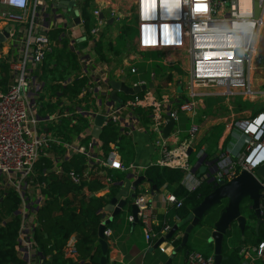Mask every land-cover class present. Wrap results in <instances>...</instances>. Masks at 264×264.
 <instances>
[{
  "label": "built area",
  "instance_id": "obj_1",
  "mask_svg": "<svg viewBox=\"0 0 264 264\" xmlns=\"http://www.w3.org/2000/svg\"><path fill=\"white\" fill-rule=\"evenodd\" d=\"M257 1L261 8L259 17L255 16L254 0L249 9L242 7L240 0H129L123 4L124 8L114 5L112 0L108 3L100 0L106 5L99 4L91 11V26L87 27L80 14L77 26L73 23L74 17L63 14L56 17V13L49 12L45 0H0V25L4 26L0 28L4 36L0 42V63L7 64L9 75L6 89L0 87V176L16 190L20 199L19 254L27 264H33L36 245L31 228L37 225L36 213L44 200L40 192L44 184H38L35 189L30 180L35 175L36 163L42 159L52 161V167L46 172L56 173L61 172V161L74 154L85 157V174L92 172L93 167H97L101 175L107 170L121 174L133 172L138 176L150 166L179 169L185 172L183 182L190 190L201 182L213 186L221 181L229 182L242 171L255 175L264 164V111L227 123L226 138L236 131L238 139L217 154L205 156L199 166L204 165L206 172L199 176L195 185L189 182L197 173L193 171L190 157L200 142L198 117L202 99L222 97L226 101H258L264 94L253 85L255 72L260 69L256 58L264 25V0ZM226 2L229 3L227 13L224 10ZM121 8L133 18L132 26L127 27L134 37L131 41L130 35L125 37L131 49L115 63L100 62L93 47L112 34L122 36L123 26H116L124 19L117 12ZM4 28H7L6 36ZM63 41H67L65 50L75 56L77 69L63 80L51 81L52 76H45V66L53 51L64 48ZM146 52L158 54L165 80L181 82L177 93L163 91L156 72H151L149 81L133 80L138 71L139 55ZM76 79L83 84L73 99L59 95L51 85L71 86ZM111 81L122 82L130 89L146 86V90L134 96L117 92L120 103L113 102ZM149 83L153 84L151 89ZM180 113L190 121L187 136L179 140L174 127L164 139L162 130L166 118L173 119L176 124ZM96 116L105 118L101 132L112 124L119 128L120 137L130 138L138 126L154 134L155 160L144 166L125 164L121 148L114 144L103 156L99 152V139L91 135ZM80 118L86 120L80 138L63 143L56 135V126L62 121L78 124ZM84 138L88 139L86 143L81 141ZM169 139L175 141L176 148L171 147ZM59 145L65 149L62 154L54 152ZM203 151L201 146L195 152L197 163ZM68 178L75 185L81 180L73 171ZM260 183L263 187L260 210L264 221V181ZM149 196V193H141L134 199L147 242H151L153 228L159 224ZM162 202L169 207L181 206L171 193L164 196ZM170 230L171 226L165 224L161 238ZM75 245V236H70L64 247L65 257L73 261L77 257ZM167 246L170 247L169 241L161 244L160 252L166 253ZM239 255L242 264H257L264 259V243L243 247ZM183 264H214V256L190 252Z\"/></svg>",
  "mask_w": 264,
  "mask_h": 264
},
{
  "label": "trees",
  "instance_id": "obj_2",
  "mask_svg": "<svg viewBox=\"0 0 264 264\" xmlns=\"http://www.w3.org/2000/svg\"><path fill=\"white\" fill-rule=\"evenodd\" d=\"M93 0H76V10L84 20L85 26H91V9ZM127 26V25H123ZM123 34L121 40L131 33L130 28L121 27ZM67 41H63L64 48L55 50L48 57L45 66V76H52L51 81L63 80L72 70L77 69V62L74 55L65 50ZM94 55L103 63H115L116 57L119 56L120 49L114 47L111 41L105 39L93 47ZM118 55V56H117ZM156 56V54H155ZM158 56V54H157ZM156 56V57H157ZM158 58V57H157ZM53 66L51 67V65ZM1 78L0 87L6 89L9 81L7 64L4 61L0 63ZM158 75L162 74L159 67ZM82 81L75 80L71 86L59 87L58 84H51L54 90H58V94L67 96L69 99L77 97ZM210 107V106H208ZM141 115V112H138ZM202 110L199 116H201ZM202 118L198 117L200 123ZM56 135L63 143H71L75 139H79L86 128V120L80 118L78 124H67L60 122L56 126ZM223 126H214L202 136L198 147L202 144L207 146L205 151L206 158L215 152L218 136ZM88 139H82V143H86ZM100 150L103 156H106L110 145L114 144L124 150V163L129 164L134 160L133 146L129 144L128 138L120 137L119 128L115 125H108L103 128L100 137ZM56 154H62L65 149L59 145L54 149ZM52 167L50 159H42L35 165V175L30 180L35 189L38 184H44L40 189L44 200L36 213L35 221L37 225L31 228L32 239L36 245L33 252V264H100L101 251L98 244V226L103 220L104 207L114 197L123 179V174L118 171H105L104 175L99 174V169L93 167L89 174H85V157L74 154L68 159H63L60 163L61 172H46L47 168ZM73 171L81 177L79 185L73 184L68 174ZM143 176L146 178L152 190L158 192L163 187L172 194V196L181 203L179 208H169L170 219L168 223L171 228L177 224L176 219L180 222L184 219L212 190L213 185L206 182L201 184L194 190L188 189L184 185L185 172L179 169L160 168L157 166L148 167ZM108 187V194L96 198L95 196ZM141 192L138 188L135 190L136 196ZM240 205V213L247 220L243 235L236 225L230 228L224 238L222 244V256L224 258L222 264H242L243 260L239 253L243 247L257 246L264 243V221L255 231L256 218L251 210V202L247 200ZM264 202H262L263 206ZM20 207V199L16 190L8 185L3 177L0 176V264H27L19 254V229L21 217L18 212ZM224 207H215L209 212H213L209 217V227L213 228V224L218 219ZM120 217H115L113 221L106 227L107 230H113L118 225ZM159 224L153 228L154 236L151 239L153 246L160 238L163 226H165L164 217H158ZM132 223L127 224L130 228ZM185 226L178 231L169 240L170 253L181 244V235ZM195 227L188 237L187 244L178 254H187L190 252H199L204 257L213 254V245L208 243V230L205 236L198 235ZM75 236L77 257L75 261L65 257L64 247L66 246L70 236ZM111 237L106 238L109 241ZM172 248V250H171ZM201 248L202 250H199ZM170 255V254H169ZM165 263V262H164ZM162 263V264H164ZM171 264H175L172 261ZM258 264H264V259Z\"/></svg>",
  "mask_w": 264,
  "mask_h": 264
},
{
  "label": "water",
  "instance_id": "obj_3",
  "mask_svg": "<svg viewBox=\"0 0 264 264\" xmlns=\"http://www.w3.org/2000/svg\"><path fill=\"white\" fill-rule=\"evenodd\" d=\"M47 6L51 8L53 13H56V17L60 14L72 13L74 15L73 23L77 26L80 24V16L76 8V0H47ZM63 11V12H61ZM102 18V16H100ZM112 20H109V24ZM4 35H7V28L4 29ZM4 40V36L0 34V42ZM111 96L110 99L113 102L120 103L117 97V92H121L127 96H134L146 90V86H140L135 88H127L122 82H110ZM153 84L149 83L148 88H152ZM105 121L103 116H96L94 119V127L92 129L91 135L96 140L99 139L102 124ZM175 122L171 118H166V124L162 130V135L164 139H167L171 132L174 130ZM191 149L188 151L190 154ZM205 155L201 157L198 163L193 167V171L197 170L196 176L199 177L206 172V167L204 165L199 166L204 161ZM261 181H264V164L261 165L256 171L255 175L247 171H242L236 178L229 182H219L216 186L212 187L211 192L203 198L197 207H195L184 219L178 222L175 226L171 228L169 233L164 237L160 238L152 247L153 250L159 248V246L167 241H169L173 235L185 226L184 232L181 237V244L171 251L167 261L164 264H171L172 260L176 254L186 246L188 237L192 230L199 225L204 215L207 214L211 209L215 207H220L222 204L224 209L220 213L218 219L213 224V229L209 235L208 243L213 245V256L214 264H222L224 258L222 256V244L223 238L226 232L230 229L232 225H236L240 230L241 235L244 233L247 220L240 213V205L243 200L248 199L251 202V210L256 218L255 231L258 230L259 226L263 223L261 219L260 210V200L262 195L260 192L263 187ZM142 182H148L146 178L141 175L132 183L133 191L130 193L128 198H123L118 200L112 197L109 202L104 207V213L110 212L108 218L102 220L98 226V244L101 251L100 264H106V255L108 251L107 243L105 241V231L106 227L113 221L115 217H120L124 207L129 205V214L132 217V227L139 224L138 220V209L134 203L131 204L132 200L136 198L135 190L138 188ZM152 190L155 191V186H152Z\"/></svg>",
  "mask_w": 264,
  "mask_h": 264
},
{
  "label": "crops",
  "instance_id": "obj_4",
  "mask_svg": "<svg viewBox=\"0 0 264 264\" xmlns=\"http://www.w3.org/2000/svg\"><path fill=\"white\" fill-rule=\"evenodd\" d=\"M47 1V0H45ZM47 4V3H46ZM123 4H125L124 2L120 1L119 6L121 5L122 8ZM48 5V4H47ZM4 26L0 25V28H3ZM5 29V28H4ZM153 55H155V52H152ZM256 65L260 68L259 70H257L255 72V82H254V86L256 89H259L261 92L264 91V26L261 30V36H260V44H259V51H258V55L256 58ZM160 67V65H159ZM222 98V97H220ZM237 102V104H236ZM239 102V103H238ZM225 109L226 111H228V115L223 117H220V112L222 110V108ZM262 110H264V94L259 98L258 101H250V100H240V99H235L232 101H226L223 99V101L219 104H216L214 106H206L205 104L202 105V118H205L206 120V124H202L200 125V127L202 126L203 129L200 132V140L201 137L204 136V134L206 132H208L209 129H211L214 126H218L221 125L223 126L220 135L218 136L217 139V144L215 147V152L212 155L217 154L218 152H220V150L224 147L229 146V144H233L234 140L237 138V134L236 131H234L232 133V136L227 137V132L225 130L227 123H231L234 120L237 119H245L247 118L249 115H251L254 112H262ZM214 117L216 118V121H214ZM144 125V123H143ZM175 128H176V124H175ZM181 134L183 135V131L181 132ZM183 138V136H182ZM183 140V139H182ZM128 142L129 144H131L133 146V150H134V160L133 162H131L132 164L138 165V166H144L147 162H152L153 160H155L156 158V153L154 152V148L152 146L153 141H151V138H149V132L148 131H144L142 128L139 129L138 128L135 129V131L133 132V135L128 138ZM169 143L171 144V147L176 148L177 144H175V141L172 139H169ZM204 149V155H205V151L207 150V146L206 145H201ZM200 147H195V152H197ZM121 151L123 153V159H124V150L121 148ZM192 153L195 154V159H196V153ZM154 154V155H153ZM154 156V159H151V157ZM197 164V159L195 161V163L192 166H195ZM104 175V174H103ZM139 176L135 175V173L133 172H128V173H124L123 174V179L120 182L119 188L117 190V193L115 194L116 198L118 200H122L123 198H128V196L130 195V193L133 191L132 188V183L133 181H135ZM199 177H197L195 175V177H192L189 179V182L191 183V185H195L199 180ZM145 184H140L138 186L139 191L144 194V193H149V204L151 206V208L153 209V214H155L157 217H164V222L167 225H170L168 223V220L170 219V213H169V206H166L163 202L162 199L164 196H166L167 194H169L170 192L167 190L166 187H163L162 189H160L158 192L151 190L150 189V185L148 182H142ZM189 183V184H190ZM140 193V194H141ZM108 194V189L105 188L102 191H100L95 197L99 198V197H103L105 195ZM114 196V197H115ZM111 199V198H110ZM109 202V201H108ZM110 215V212H106L103 214V220L108 218V216ZM120 219V218H119ZM177 223L179 222L176 219ZM132 223V217L129 215H127L125 218H123V223L121 226H119V228L117 229H113L111 230H107L105 232V237H111L112 238L109 241H106L107 243V247H108V251H107V255H106V264H138L139 262V257H140V253H139V249L136 245H134L132 243V233L134 232L136 226L140 227V230L142 232L144 241L146 242V247H147V252L146 253H153V249L152 247H150L151 242H147L145 239V231L142 227V225L136 224L134 227H132V225H130V228L127 227V224ZM209 231L211 233L212 229L211 227H209ZM209 233V235H210ZM183 234V233H182ZM182 234L180 233L181 237ZM73 236V235H72ZM74 237V236H73ZM166 247V245H165ZM167 255H169L170 253V247L167 246ZM186 255H184L183 258V262L186 258ZM138 262V263H137ZM182 262V264H183ZM258 264V263H257Z\"/></svg>",
  "mask_w": 264,
  "mask_h": 264
},
{
  "label": "rangeland",
  "instance_id": "obj_5",
  "mask_svg": "<svg viewBox=\"0 0 264 264\" xmlns=\"http://www.w3.org/2000/svg\"><path fill=\"white\" fill-rule=\"evenodd\" d=\"M114 5H119L120 1L124 2V3H128L129 0H112ZM92 7L91 9L88 8V11H93L99 4L101 6H105L106 4L104 2H100V0H93L92 1ZM106 3H108V0H105ZM120 7V6H119ZM228 7H229V3L226 2L225 3V13L228 12ZM118 14L121 16H124V19L121 23H119L116 26H123V25H127V26H132L133 24V18H132V14L128 13L127 11H125V9H118ZM254 12H255V16L259 17L261 14V8H259L258 6V1L254 0ZM72 18L73 17V12L72 13H68L65 14L63 13L62 16H67ZM72 20L68 22V24H71ZM127 26H123L124 28H128ZM264 26V25H263ZM110 38H108L107 40L111 41L112 44L114 45L115 48L120 49V53L118 56L119 60L121 57L125 56V54L128 52L129 49H131V44H126V39L125 40H121L119 36H117L116 34H112L111 36H109ZM134 37V34L131 33L129 36V40L131 41ZM157 56V54H156ZM155 55H153L152 52H146V53H142L139 55V59L140 62L137 64V74L136 76L133 77V80H145V81H149L150 79V74L151 72H156L157 76L159 77V81L161 82L160 85H162L163 91H166L168 93H177V89L178 87L181 85V82L179 84H177V82H173L171 80V82L169 80H165L164 79V74H160L158 75V69L156 67H159L160 65V58H157ZM160 69V67H159ZM161 72V69H160ZM120 97H122L121 94H119ZM223 101V98L220 97H205L202 99V104H205L206 106H214L216 104H219ZM239 103V102H238ZM237 104V102H236ZM222 108V107H221ZM264 111V110H262ZM228 115V111H226L225 109L222 108L221 112H220V117H225ZM200 118L203 117V115L201 114V116H199ZM214 121H216V118L214 117L213 119ZM202 124H206V120L205 118H202V121L200 122V125ZM49 125V124H47ZM190 127V121L188 119V116H186L185 114L180 113L178 116V120L176 122V131H178L177 133V137L179 140L185 138L187 136V132L189 130ZM203 129V127L201 126V130ZM183 131V135L181 134V132ZM237 134V133H236ZM183 136V138H182ZM149 138H151V141L155 140L156 136L154 134L149 133ZM202 138V137H201ZM238 139V138H237ZM240 143H242V141H239ZM154 155V154H153ZM151 159H154V156L151 157ZM196 159H195V154H192L190 157V162L193 165L195 163ZM145 183H142V185ZM248 199H245L242 201L241 204H243L244 202L247 204ZM133 201V200H132ZM129 205L127 204L122 213L120 214V220H118V225H115L114 229L119 228V226L122 225L123 223V218H125L127 215H129ZM211 214H213V212H208L207 214L204 215V218L201 220V222L199 223V225L197 226V231L196 233H198V235H203L205 236L207 233V231L209 230L208 226H209V217L211 216ZM234 225H232L230 228H233ZM132 243L134 245H136L139 249V253H140V257H139V263L138 264H162L164 262L167 261L169 255H167V253H162L160 252L159 248L155 249L153 251V253H146L147 252V247H146V242L144 241L142 232L140 230L139 226H136L134 232L132 233ZM199 250H202L201 248H198ZM172 250V248H171ZM170 253V252H169ZM184 258V255L178 254L174 257V259L172 261L175 262V264H182V260Z\"/></svg>",
  "mask_w": 264,
  "mask_h": 264
},
{
  "label": "bare ground",
  "instance_id": "obj_6",
  "mask_svg": "<svg viewBox=\"0 0 264 264\" xmlns=\"http://www.w3.org/2000/svg\"><path fill=\"white\" fill-rule=\"evenodd\" d=\"M240 3L244 8H251V0H240Z\"/></svg>",
  "mask_w": 264,
  "mask_h": 264
},
{
  "label": "flooded vegetation",
  "instance_id": "obj_7",
  "mask_svg": "<svg viewBox=\"0 0 264 264\" xmlns=\"http://www.w3.org/2000/svg\"><path fill=\"white\" fill-rule=\"evenodd\" d=\"M75 9H76V8H75ZM48 10H49V12L52 11L50 7L48 8ZM61 12H63V11H61ZM73 17H74V15H73ZM132 203H134V200L131 202V204H132ZM224 205H225V202H224V204H222V206H224Z\"/></svg>",
  "mask_w": 264,
  "mask_h": 264
}]
</instances>
